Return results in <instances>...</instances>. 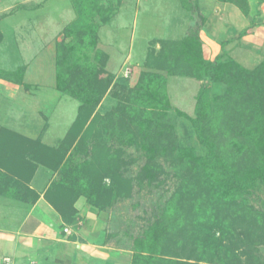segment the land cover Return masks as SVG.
Masks as SVG:
<instances>
[{
  "label": "trees",
  "instance_id": "trees-1",
  "mask_svg": "<svg viewBox=\"0 0 264 264\" xmlns=\"http://www.w3.org/2000/svg\"><path fill=\"white\" fill-rule=\"evenodd\" d=\"M72 1L76 17L63 28L62 37L56 43L55 86L79 101L75 119L54 146L43 143L40 138L32 139L0 128V195L22 201L28 197L35 200L38 195L28 183L37 166L43 165L55 173L44 198L65 224L77 219L75 202L78 198L83 197L98 212L107 211L132 189L120 167L123 151L100 144L107 125L116 120L113 116L116 115L122 127L118 132L126 138L120 142L125 144L127 140L129 144L140 146L147 164L152 162L159 147L148 140L154 133L151 131L154 119H150L146 107H170L164 74L144 69L127 89L125 97L136 103L135 106L122 105L104 116L99 115L97 108L116 79L113 73L105 71L108 54L97 46L98 29L111 20L116 8L110 4L103 6L99 0ZM222 1L233 3L242 13H248L247 0ZM262 2L264 0H258V5ZM259 14L257 9L250 26L255 24ZM249 27L241 30L236 38L247 34ZM159 41V50L148 52L146 67L158 68L169 75L224 83L226 89L222 95L215 94L212 98L208 97L206 85L199 89L194 116L189 119L205 153L197 154L193 146L179 149V158L188 160L193 174L187 179L189 183L179 185L164 202L160 216L143 235L133 239L130 264L176 263L163 255L172 250L170 243L189 217L185 201L180 197L182 191L189 192L190 188L193 192L198 190V196L203 198L215 197L217 203L253 208L248 194L264 187V56L251 69L224 53L213 60L205 59L197 30L185 34L179 41ZM91 48L93 61L89 59ZM20 74V69L14 72L0 69V77L16 79ZM117 82L124 88L126 81L122 77ZM121 112L127 119L124 120ZM97 123L101 128L98 126L95 130ZM1 169L5 170L4 174ZM142 170L153 179V167L148 165ZM105 177L109 178L108 183ZM208 228V224L206 228L204 225L205 234Z\"/></svg>",
  "mask_w": 264,
  "mask_h": 264
},
{
  "label": "rangeland",
  "instance_id": "rangeland-1",
  "mask_svg": "<svg viewBox=\"0 0 264 264\" xmlns=\"http://www.w3.org/2000/svg\"><path fill=\"white\" fill-rule=\"evenodd\" d=\"M20 1L22 0H0V23H10L14 29L19 24L24 26L26 32H30L33 25L41 24L40 29L34 33L38 34L28 40H31L34 46L38 43L37 56L35 53L30 57L36 56L33 62L35 65H42L44 73L40 79L43 86L38 88L39 93L32 98L33 102L28 100L27 104L38 107L47 116L46 120L40 118V124L48 123L46 140L52 142L60 137L68 123L75 119L76 106L79 105L77 99L68 95L61 96L58 90L49 86V82L54 81L55 73L53 34L57 36L72 19H75L76 13L72 0H32L23 8L16 7L9 11L3 9L16 5ZM145 1L123 0L117 14L111 17L108 23L100 25L97 43V46L108 54L105 71L113 73L116 79L97 108L99 115L104 116L111 109L122 105L135 106L136 103L127 101L125 97L127 89L134 85L142 70L157 71L163 73L166 78L165 88L170 107L168 109L146 107L150 113V119H154L153 128L151 127L154 133L148 140L159 147L151 163L146 164L147 159L140 146L129 144L127 140V143H121L122 139L126 138L118 132L122 127L120 128L119 122L117 123L116 115L113 116V120H116L110 122L107 125L108 129L104 130L103 141L100 142L110 149L111 147L119 148L123 151L120 167H122L123 177L128 178L132 184V189L128 190L124 198L118 199L107 211L99 212L105 219L102 229L103 239L112 246L128 250L130 261L133 239L143 235L147 227L160 216L164 202L171 198L179 185L182 187L189 183L187 179L193 174L188 166V160L179 158V149L184 146H193L197 154L205 153L189 119L194 116L199 89L202 85H206L209 98L215 94L222 95L226 89L224 83H213L194 76L169 75L158 68L152 66L148 68L144 65L148 52L151 49L155 52L159 50L160 39L179 41L185 37V34L196 30L200 38L201 28L199 19L196 18V24L186 32L181 29L177 32L178 35L182 33L181 36L167 37L166 19L169 14L184 12L180 1L161 0L164 2L158 3L160 9H155L154 5L146 4ZM99 2L103 6L110 4L116 8L121 0H99ZM36 4H39L38 8L31 7ZM257 4L256 9H258ZM49 38L50 42L47 44ZM7 46L0 45V64L9 66L20 64L22 53L17 52L16 46L9 49L6 48ZM238 52L239 50L236 53L233 51L232 55L238 57ZM216 53L212 52L209 56L216 57L222 54L221 48ZM89 57L93 61L92 48ZM240 57L243 61L244 58L248 59L243 65L251 69L261 60L262 55L254 57L253 54H249L243 57L241 54ZM119 77L126 81L125 89L118 84ZM31 91L33 92L34 89ZM3 104L1 101L0 106ZM20 104L22 103L19 99L10 103L15 107H19ZM136 107L139 106L136 105ZM29 109L32 108L29 107ZM116 110V114H119V110ZM122 114L124 113L121 112ZM123 118L125 120L127 116ZM4 120L5 118L0 116V123ZM7 124L12 123L7 121ZM128 125L133 127L131 124ZM98 126L101 128L100 123L93 128L98 130ZM148 165L155 169L151 172L152 180L151 176L142 170V167ZM1 171L5 173V170L1 169ZM104 181L108 183L110 180L105 177ZM188 191H182L180 197L185 201L184 206L187 208L189 217L186 219V224H181L178 236L174 237L170 243L173 245L172 250L163 255L165 258L175 261L174 264H264V187L248 194L253 208L217 203L215 197L203 198L198 196V190L193 192L189 188ZM206 224L209 226L207 234L204 233Z\"/></svg>",
  "mask_w": 264,
  "mask_h": 264
},
{
  "label": "crops",
  "instance_id": "crops-1",
  "mask_svg": "<svg viewBox=\"0 0 264 264\" xmlns=\"http://www.w3.org/2000/svg\"><path fill=\"white\" fill-rule=\"evenodd\" d=\"M30 1L32 0H22L16 5L3 9L9 11L16 7L23 8L28 6L26 3ZM178 1L184 12L169 14L166 19L167 37L181 36L182 33L178 35L177 32L180 29L186 32L196 24L198 18L201 26L199 36L205 59L213 60L215 55L212 57L209 54L212 52L217 54L220 48L221 53L242 64L248 59L244 58L243 61L241 54L243 57L249 54H253L254 57L264 56V2L258 5L257 0H248V13L244 14L233 3L222 0ZM122 2L123 0L116 7L112 17L117 14ZM145 2L154 5L155 9H160L158 3L163 4L164 1L146 0ZM256 4L260 14L256 16L255 24L250 26L257 13ZM38 5L31 7L38 8ZM40 25H33L29 27L30 32H26L24 26L19 24L14 29L10 23H0V45H8L6 47L8 49L16 46L17 52L22 53L20 64L13 66L0 64V69L7 72L21 70L20 78L0 77V102L4 103L0 106V116L5 118L4 122L0 123V128L5 127L32 139L40 138L43 143L54 146L63 137L73 119L68 123L64 133L50 142L46 140L48 123L40 124V118L46 120L47 116L38 107L27 104L28 100L32 101V98L39 93L38 88L43 86L40 79L44 73L42 65H35L33 62L39 52L36 49L38 43L34 46V43L28 40L38 34L34 33L40 29ZM246 27H249L247 34L237 39V34ZM61 33L62 30L57 36L53 34L54 52ZM49 42L50 38L47 44ZM238 50V57L233 56V51L236 53ZM35 53L36 56L30 57ZM49 86L56 89L55 73L54 81L49 82ZM31 89L34 91L32 92ZM60 93L61 96L66 95ZM18 99L22 103L18 105L19 107L10 105ZM7 121H11L12 124L8 125ZM54 177L53 171L38 165L28 183L30 189L38 195L35 200H30L31 198L28 197L27 200L22 201L0 195V264H129L128 250L104 241L102 229L105 219L87 204L83 197L75 202L77 219L72 224L63 223L58 212L44 198V192Z\"/></svg>",
  "mask_w": 264,
  "mask_h": 264
}]
</instances>
